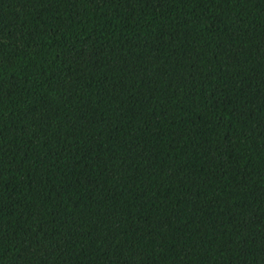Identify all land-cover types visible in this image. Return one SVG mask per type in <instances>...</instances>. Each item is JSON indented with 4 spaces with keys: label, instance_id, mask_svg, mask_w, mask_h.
<instances>
[{
    "label": "trees",
    "instance_id": "trees-1",
    "mask_svg": "<svg viewBox=\"0 0 264 264\" xmlns=\"http://www.w3.org/2000/svg\"><path fill=\"white\" fill-rule=\"evenodd\" d=\"M0 264H264V0H0Z\"/></svg>",
    "mask_w": 264,
    "mask_h": 264
}]
</instances>
